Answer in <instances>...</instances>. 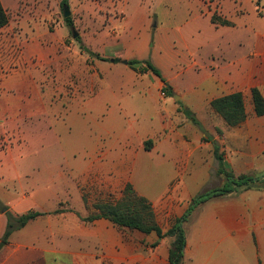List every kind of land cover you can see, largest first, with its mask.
<instances>
[{"label":"crops","instance_id":"obj_1","mask_svg":"<svg viewBox=\"0 0 264 264\" xmlns=\"http://www.w3.org/2000/svg\"><path fill=\"white\" fill-rule=\"evenodd\" d=\"M214 24L235 26L233 21ZM220 47L212 52L209 73L199 80L176 84L163 75L172 95L161 78L135 83L117 75L118 82L108 83L107 71L117 69L118 63L95 57L86 64L82 48L55 53L51 78L23 54L2 48L0 84L7 95L0 98V137L14 144L6 149L8 154L16 147L20 156L1 164L0 200L15 216L31 210L48 214L11 234L0 249V264H169L172 238L153 246L156 232L122 228L105 217H84L98 212V203L117 201L130 182L152 203L159 226L170 229L197 193L225 182L214 141L236 176L264 175V115L255 113L252 99L253 87L264 95V57L252 65L251 49L239 51L233 45L227 53ZM194 64H199L196 58ZM125 65L128 71L150 74ZM48 80V87L41 88L39 82ZM237 91L244 94L246 120L234 127L223 120L218 129L208 123L218 115L211 101ZM185 108L204 130L187 117ZM59 122L62 127H57ZM146 140H152L150 149ZM18 165L24 170L13 175ZM16 181L24 191L20 196L13 189ZM57 209L63 211L51 213ZM4 216L0 241L7 227ZM185 227L186 264H251V247L259 250L254 264H260L264 186L211 199Z\"/></svg>","mask_w":264,"mask_h":264},{"label":"rangeland","instance_id":"obj_2","mask_svg":"<svg viewBox=\"0 0 264 264\" xmlns=\"http://www.w3.org/2000/svg\"><path fill=\"white\" fill-rule=\"evenodd\" d=\"M63 1L2 0L10 19L0 30V50L5 47L12 54H23L32 65L44 67L48 78H51L54 54H63L64 49L70 48L80 50L83 44L89 50L82 49L87 59L81 66L84 62L91 64L96 57L93 54L111 58L117 55L121 59L116 62L117 69L107 71L105 80L108 83L117 81V75H120V80L135 83L158 81L160 77L152 72L144 74L127 70L124 60L136 57L152 61L166 79L176 84L206 76L209 61L214 57L212 52L218 51L220 44V49L227 53L233 45L239 51L251 49L252 65H258L264 57V0H67L72 11L73 27L64 18ZM213 15L218 17L219 24L220 20L227 19L235 26H216L211 22ZM73 29L79 33L80 40L74 38ZM249 39L251 45L247 41ZM38 49L42 50L41 56L36 54ZM195 58L199 62L197 65L194 64ZM39 83L41 88H47L51 80ZM72 86L67 87L68 92ZM106 94L109 96L110 91ZM6 95L0 84V98ZM63 103L67 106L66 100ZM248 105L249 111L253 112V104L249 100ZM222 121L220 116L212 115L208 123L218 129ZM57 127H62V123L59 122ZM9 142L0 137V170L1 164H9L20 156L16 147L8 154L6 149L14 145ZM152 144V140L144 142L146 149H150ZM23 170V166L18 165L16 170L11 171L15 175ZM19 183L16 181L13 185L17 196L24 192ZM128 184L131 183L125 184L119 199ZM63 206L66 207V204ZM5 207L2 203L0 215L4 214L8 223V215L3 212ZM254 236L251 235V244ZM251 251V264H254V255L259 250L251 247ZM235 258H238L236 253ZM258 258L262 260L260 264H264V258Z\"/></svg>","mask_w":264,"mask_h":264},{"label":"trees","instance_id":"obj_3","mask_svg":"<svg viewBox=\"0 0 264 264\" xmlns=\"http://www.w3.org/2000/svg\"><path fill=\"white\" fill-rule=\"evenodd\" d=\"M63 4H67V0L63 1ZM9 14L0 0V30L9 23ZM218 17L212 16V22L217 23ZM223 25H231L228 20H220ZM66 22L69 26L73 27L72 16L66 18ZM77 40H80L78 36ZM82 49L88 52V47L82 44ZM99 59L120 62L118 57H105L99 54H93ZM129 65L136 68L138 71H150L160 77L167 85L169 95H172V90L163 76L161 70L150 60L131 59ZM252 99L254 104V111L258 116L264 115V95L259 87L252 88ZM212 109L225 121V123L234 127L243 123L247 118V111L245 106L244 94L241 91L233 92L221 97L215 98L210 103ZM185 114L191 119L194 124L199 126L202 130L200 120L196 117L194 112L190 109H184ZM214 150L217 159L219 160L218 172L225 177V182L221 186L207 188L197 193L184 213L180 218H177L172 224L171 228L164 231L156 220V214L153 209L152 203L144 196L140 195L133 187L132 184H128L124 190V195L121 199L115 202H101L96 205L98 212L84 217L86 221H93L99 217H105L113 221L117 226L122 228L138 229L146 234L156 232L158 240L153 244L157 246L161 239L170 237L172 238L169 264H186V227L185 223L188 221L192 214L202 207L206 202L216 197L233 195L241 191L242 189H248L253 186H264V175H249L243 174L236 176L225 163L223 154L220 153L219 144L214 141ZM2 202L0 200V207ZM62 209H57L51 213H60ZM8 223L6 230L0 241V249L8 242L11 234L24 227L30 220L35 219L38 216L46 215V212H40L31 210L19 216H15L12 212L7 211Z\"/></svg>","mask_w":264,"mask_h":264},{"label":"water","instance_id":"obj_4","mask_svg":"<svg viewBox=\"0 0 264 264\" xmlns=\"http://www.w3.org/2000/svg\"><path fill=\"white\" fill-rule=\"evenodd\" d=\"M63 8H64V18H67V17L72 15V11L70 10V7L68 4H64ZM78 35H79V33L75 29H73L74 38H77ZM124 63L128 64V60H124ZM3 211L6 212L7 208H4Z\"/></svg>","mask_w":264,"mask_h":264}]
</instances>
